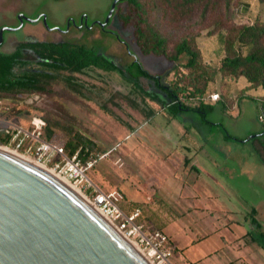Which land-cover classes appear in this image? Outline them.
<instances>
[{
  "label": "rangeland",
  "instance_id": "obj_1",
  "mask_svg": "<svg viewBox=\"0 0 264 264\" xmlns=\"http://www.w3.org/2000/svg\"><path fill=\"white\" fill-rule=\"evenodd\" d=\"M237 1L235 0L231 9L232 19L236 23L248 22L245 6L238 4ZM246 1L256 6V0ZM112 2V0H0V31L5 28L0 54H11L21 45L30 42H70L85 45L89 49L94 48L97 54L107 57L118 66L119 70L116 71L89 68L77 76L76 83L81 88V96L64 88L59 81H54L48 92L57 109V112H48L55 113V119H60L65 126L73 127L91 138L99 146L95 158L105 151L108 144L116 142L122 120L126 118V110L135 104L133 100H137L145 112L150 107L149 103L158 104L159 99L165 97V91L161 86H168V71L173 66L162 56L143 55L140 52L134 38V26L125 27L121 18V15L130 10L127 2L118 4L109 22L105 24ZM40 14L46 16V23L37 20ZM21 15L25 20L19 18ZM82 15L86 17V24L83 27H72L69 33L56 31L64 29L70 18H75L79 24ZM185 26L187 25L168 27L159 24V29L162 34L169 35L176 41L193 32ZM205 34V31L201 32L203 36L198 40L204 59L212 66H218L225 54L220 36ZM47 63L49 62L32 49L23 47L22 59L13 69L12 77L18 78L27 73L57 75ZM139 63L152 77L140 75ZM19 94L2 96L15 97L14 95ZM243 101L246 118L251 120L255 118L257 123L256 126L254 121H248L244 129L262 132L264 125L256 115L257 103L248 98ZM218 104L222 105L224 101L221 100ZM32 112L41 114L33 110ZM8 121L29 127L31 117L27 113L12 114ZM229 130L233 132L232 129ZM57 139L60 143L67 141L62 132ZM263 140L264 136L260 138L261 142ZM231 144L233 148L228 149L226 154L220 153L221 158L226 157V164L229 167L233 163V175L228 177L227 181L228 188L234 195L232 201L227 202L229 213H225L228 218L234 220L231 227H226L225 219L219 218L223 212L220 210V203L216 201L212 202L213 206L205 213L183 215L169 212L145 213L147 222L143 218L145 216L141 217V221L137 220L146 232L161 231L149 229L148 223L154 227L165 226L166 234L172 237L174 245L178 246L171 257L173 264H225L228 260L233 261V264H244L243 261L236 259L239 256L251 264H262L259 261V254L264 255V249L260 243H253L250 248L258 256L256 259L249 253L248 248L242 247L239 251V246L242 245L235 239L243 236L249 225L253 236L260 238L262 236L256 229L258 226L264 228V162L258 155L252 138L245 143L232 141ZM22 152L15 153L25 157ZM105 163L104 160L94 161L96 166L86 170L87 176L94 178V174L101 172ZM112 171V174L117 175L115 169L112 168ZM123 186L129 201L142 200L143 196L136 188L126 184ZM196 204L202 208L207 206L202 201ZM229 222L227 219V224Z\"/></svg>",
  "mask_w": 264,
  "mask_h": 264
},
{
  "label": "trees",
  "instance_id": "obj_2",
  "mask_svg": "<svg viewBox=\"0 0 264 264\" xmlns=\"http://www.w3.org/2000/svg\"><path fill=\"white\" fill-rule=\"evenodd\" d=\"M123 2L128 3L130 10L121 15V18L125 27L134 26V38L140 52L143 55L162 56L173 64L166 88L168 99L175 107H185L181 98L201 99L210 95L211 86L217 84L216 92L220 95V100L227 103L230 100L251 99L258 105V116L264 115V0H256L257 7L246 0L237 1L245 6L248 19L245 23H236L232 19L231 9L235 0H119L117 5ZM159 24L168 27L186 24L185 28L192 29L193 32L174 41L169 35L162 34ZM203 31L206 32L205 36H220L225 54L218 66H212L204 59L198 43ZM23 47L32 49L47 60V66L57 75L27 73L13 78V69L22 59ZM89 68L119 70L107 57L85 45L46 41L21 45L11 54H0V100L5 98L2 95L8 94L50 92L54 81L61 82L64 88L81 96V88L76 83L77 76ZM139 68L140 75L152 77L140 63ZM233 92L236 98L232 97ZM5 99L10 104H7L9 109L0 114L4 119L12 114L30 112L27 107L20 106V99ZM193 108L206 119L214 105L201 101ZM54 114L47 112L41 115L45 121L42 138L59 141L57 138L62 132L67 138L62 143L67 155H77L83 164L93 161L99 146L79 130L65 126L60 119H55ZM261 133V136L256 135L252 139L264 162V140L260 141L264 130ZM12 137L13 132L0 127V145H8ZM227 137L242 143L251 139L239 140L230 135ZM261 235L258 240L264 248V233Z\"/></svg>",
  "mask_w": 264,
  "mask_h": 264
},
{
  "label": "crops",
  "instance_id": "obj_3",
  "mask_svg": "<svg viewBox=\"0 0 264 264\" xmlns=\"http://www.w3.org/2000/svg\"><path fill=\"white\" fill-rule=\"evenodd\" d=\"M169 73L168 82L171 78ZM216 87L211 86V94L217 93ZM161 88L165 97L159 99L158 104L149 103L150 107L145 112L137 100H133L135 104L126 110L116 142L108 144L105 151L93 160L106 162L101 172L89 179L111 196L124 212L130 214L137 208L141 209L140 221L145 213H205L216 201L223 212L219 218L225 219L226 227H231L234 220L225 213H229L227 202L232 201L234 195L227 181L233 175V163L229 167L226 157L221 158L220 153L226 154L233 148L231 142L235 140L227 135L243 140L259 133L256 129H244L248 121H254L257 126L255 118H246L243 100H230L222 105L218 104L220 100L205 102L214 105L205 119L193 106L175 107L168 99L166 86ZM232 97L236 98L234 92ZM255 110L258 117V105ZM115 147L117 150L112 151ZM112 168L117 175L112 174ZM124 184L136 188L142 194V200L129 201ZM242 193L244 196V187ZM198 200L205 202L206 208L197 206ZM143 218L146 221V216ZM227 219L230 221L228 224ZM148 225L149 229H160L166 234L165 226ZM251 231L249 225L246 233L235 241L239 240L242 245L239 251L242 247L248 248L249 253L258 259L250 248L253 243H260L259 237L253 236ZM170 240L177 250L172 237ZM236 259L251 264L242 256ZM259 261L264 264V255L259 254ZM225 264H233V261L228 260Z\"/></svg>",
  "mask_w": 264,
  "mask_h": 264
},
{
  "label": "water",
  "instance_id": "obj_4",
  "mask_svg": "<svg viewBox=\"0 0 264 264\" xmlns=\"http://www.w3.org/2000/svg\"><path fill=\"white\" fill-rule=\"evenodd\" d=\"M118 1L113 0L105 24ZM0 264L153 263L49 169L0 149Z\"/></svg>",
  "mask_w": 264,
  "mask_h": 264
},
{
  "label": "built area",
  "instance_id": "obj_5",
  "mask_svg": "<svg viewBox=\"0 0 264 264\" xmlns=\"http://www.w3.org/2000/svg\"><path fill=\"white\" fill-rule=\"evenodd\" d=\"M33 97L35 96H29L28 99ZM36 97L38 99V96ZM36 100L33 99V102ZM219 100L220 95L218 93H212L201 99L181 98L186 106H195L201 101L215 102ZM7 104H10V101L0 100V114L9 109ZM27 114L31 117L29 127L12 123L0 116V127H5L9 132H13L11 142L5 146L15 152L23 151L22 154L25 157L27 156L37 165L53 171L54 174L65 178L74 185L84 198L95 205L130 244L153 264H173L171 257L175 248L170 238L161 231H144L143 226L137 222L142 214L141 209L137 208L130 214L124 212L111 196L101 191L89 179L86 170L94 165V161L83 164L77 155H67L63 144L59 141L55 139L44 140L42 133L45 121L41 117L42 114H35L32 111ZM259 120L264 123L263 114L259 115ZM115 150L117 147L112 149V151Z\"/></svg>",
  "mask_w": 264,
  "mask_h": 264
},
{
  "label": "flooded vegetation",
  "instance_id": "obj_6",
  "mask_svg": "<svg viewBox=\"0 0 264 264\" xmlns=\"http://www.w3.org/2000/svg\"><path fill=\"white\" fill-rule=\"evenodd\" d=\"M21 20H25V18L21 15ZM38 21H42V22H46V16L43 14H40L38 19ZM86 17L85 16H81L79 19V24H77L76 19H68V21L66 22L65 28L64 29H58L56 30L59 33H69V31L72 29V27L74 28H81L86 24ZM74 25V26H73ZM49 32H53L54 30H48ZM24 94H28L29 96H38V99L32 103H27V99H20V106L23 107H27L28 110L30 111H35L37 113H47L48 111H55L57 112L56 107L54 106V101L52 99V96L48 93V92H34V93H24ZM9 95V94H8ZM16 98L11 96H5V98ZM4 98V99H5ZM255 135V134H253ZM256 135H262L261 132L256 133ZM251 138V137H250ZM234 140V139H233ZM240 140V139H239ZM244 140V139H243ZM236 141V140H235ZM240 142V141H239ZM242 143V142H241ZM263 227L262 226H258L257 230L260 231V233L262 232ZM263 233V232H262Z\"/></svg>",
  "mask_w": 264,
  "mask_h": 264
},
{
  "label": "bare ground",
  "instance_id": "obj_7",
  "mask_svg": "<svg viewBox=\"0 0 264 264\" xmlns=\"http://www.w3.org/2000/svg\"><path fill=\"white\" fill-rule=\"evenodd\" d=\"M0 149H4V150H7V151H10V152H13L12 150H10V149H8V148H4V147H0ZM13 153H15V152H13ZM15 154H17V155H19L18 153H15ZM19 156H21V155H19ZM21 157H23V156H21ZM24 159H26V160H28L29 162H31V163H33V164H36V163H34L32 160H30V159H28V157L27 158H25V157H23ZM37 165V164H36ZM51 171V170H50ZM52 173H53V171H51ZM54 174V173H53ZM55 176H57L61 181H63L64 183H66L67 185H69L71 188H73L77 193H79L82 197H84L83 195H82V193L74 186V185H72L70 182H68L65 178H62V177H59L58 175H56V174H54Z\"/></svg>",
  "mask_w": 264,
  "mask_h": 264
}]
</instances>
